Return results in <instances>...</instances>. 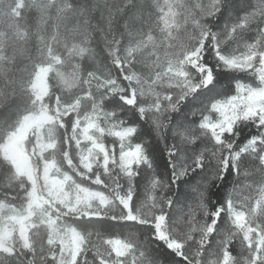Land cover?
<instances>
[{"label":"snow or ice","instance_id":"snow-or-ice-1","mask_svg":"<svg viewBox=\"0 0 264 264\" xmlns=\"http://www.w3.org/2000/svg\"><path fill=\"white\" fill-rule=\"evenodd\" d=\"M0 264H264V0H0Z\"/></svg>","mask_w":264,"mask_h":264}]
</instances>
